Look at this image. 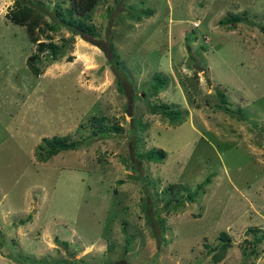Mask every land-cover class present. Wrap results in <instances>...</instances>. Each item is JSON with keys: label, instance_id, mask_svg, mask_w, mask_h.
Returning a JSON list of instances; mask_svg holds the SVG:
<instances>
[{"label": "rangeland", "instance_id": "374dc122", "mask_svg": "<svg viewBox=\"0 0 264 264\" xmlns=\"http://www.w3.org/2000/svg\"><path fill=\"white\" fill-rule=\"evenodd\" d=\"M18 1L47 20L67 5ZM13 4L0 0V264H264V239L253 241L264 230V0H96V37L40 31L72 41L70 59L41 56L38 74ZM53 134L79 145L38 159ZM149 147L164 156L143 157ZM219 231L228 245L214 261Z\"/></svg>", "mask_w": 264, "mask_h": 264}, {"label": "trees", "instance_id": "16d2710c", "mask_svg": "<svg viewBox=\"0 0 264 264\" xmlns=\"http://www.w3.org/2000/svg\"><path fill=\"white\" fill-rule=\"evenodd\" d=\"M96 0H67V5L62 6L59 2L54 3L53 13L51 14L50 19H46L43 16V12L32 5V3L20 2L18 0H14L13 6L8 10V18L14 23L19 25H23L25 27L26 33L28 34V38L31 42H34V50L26 56L24 62L26 66L35 74H38L39 67L38 62L41 56H45L47 58L54 60H59L63 55L66 54L68 46H70L69 42L72 41L71 36L62 37L59 42L54 41L49 33H44L45 39H39L40 31L48 32L49 29H54L56 24L64 26L65 28L71 30L73 33L85 34L90 37H96L97 32L92 25L87 20L88 12L94 6ZM146 15L150 14V10L147 8L143 11ZM137 17L139 15H136ZM228 18V17H227ZM226 18V19H227ZM238 16L230 15L228 20L220 19V22L231 20L234 22ZM68 45V46H67ZM99 47L104 50V46L99 43ZM108 52L113 55L114 50L112 44L107 43ZM66 59H70V55H65ZM163 79L160 73H155L153 76V80L151 81V86L153 89H159L163 83ZM216 93L219 98L224 102L225 95L220 89H216ZM151 108L155 112H159L160 114L166 116L170 121L179 122L182 117V111L178 108H174L170 105V103L166 102H158L151 105ZM230 111V110H229ZM94 129L100 128L102 133H107L104 129L106 126L103 122L102 116L92 115L91 116ZM79 145L78 140L67 139V137L53 134L51 136H42L40 141L35 145L36 148V157L40 160H46L52 154H55L57 151L61 149L74 148ZM165 151L159 147H149L145 151L140 154L148 159H161L164 156ZM207 179H203L201 182H205ZM201 185V183L196 186ZM201 187V186H199ZM197 192L196 188H192L185 194V198L189 200H193L194 194ZM170 204L169 198L165 199L163 202L164 207H168ZM26 218L30 217V214L26 215ZM23 221V220H22ZM260 227H252L253 231ZM219 239H222V242L217 245L215 252L212 254V258L214 261L219 260L223 257L226 252V248L228 243L225 242L227 240V235L225 231L218 232ZM264 239V230H261L259 234H255L253 241L259 242ZM63 244L66 243L65 240L62 241ZM215 246V245H213ZM213 246H211L213 248ZM210 248V247H209ZM213 248V249H214ZM253 250V249H252ZM27 259V257H24ZM24 259V260H25ZM43 259V258H41ZM39 259V260H41ZM73 260V262H72ZM76 258L66 259L64 257H59V263L62 264H77L75 262ZM57 263V264H59ZM103 264H106L105 262ZM107 264H129L127 261L115 259Z\"/></svg>", "mask_w": 264, "mask_h": 264}]
</instances>
